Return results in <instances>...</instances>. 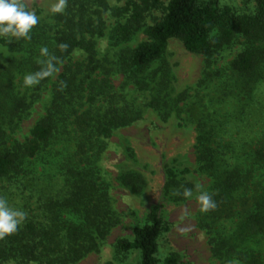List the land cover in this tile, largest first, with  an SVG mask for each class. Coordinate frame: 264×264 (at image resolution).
Masks as SVG:
<instances>
[{
	"label": "trees",
	"instance_id": "1",
	"mask_svg": "<svg viewBox=\"0 0 264 264\" xmlns=\"http://www.w3.org/2000/svg\"><path fill=\"white\" fill-rule=\"evenodd\" d=\"M243 1H255V10L237 14L218 8L214 1L169 0L162 20L143 30L147 41L119 59L116 68L108 59L97 58L93 39L103 35L104 11L96 6L97 0H66L53 23L39 21L30 39L0 38V46L20 55L0 63V197L26 214L13 234L0 238V264H76L99 250L119 219L98 162L106 139L141 119L145 105L127 98L125 90L131 86L146 93V106L162 120L171 110L180 112L178 103L187 98L186 92L175 99L169 95L171 74L163 56L170 39L204 57L206 69L198 86L214 83L215 89L209 98L213 112L196 120L198 171L212 179L207 193L215 203L207 211L200 205L198 226L208 235L213 257L264 264V101L254 97L264 81V0ZM159 2L141 0L139 5L130 0L132 22L115 29L120 40L127 41L140 28L141 12ZM240 39L244 47L228 68L211 70L214 54ZM42 47L56 58V71L40 79L37 93L29 98H38L56 74L50 103L25 142L9 143L7 132L14 133L29 108L28 98L15 92L13 81L44 68L41 61L48 57L41 55ZM75 51L83 59L72 60ZM155 62L160 66L149 72ZM114 70L125 78L118 89L111 80ZM232 104V109L224 110ZM187 173L165 171L164 193L174 202L186 199L185 188L195 189L179 180ZM119 180L130 186L137 178L128 173ZM169 231L154 206L148 222L132 230L131 240L116 242V252L137 251L140 264H159L158 242ZM162 264L190 263L170 253Z\"/></svg>",
	"mask_w": 264,
	"mask_h": 264
},
{
	"label": "rangeland",
	"instance_id": "2",
	"mask_svg": "<svg viewBox=\"0 0 264 264\" xmlns=\"http://www.w3.org/2000/svg\"><path fill=\"white\" fill-rule=\"evenodd\" d=\"M96 1V0H95ZM103 1L104 5H100ZM141 5V0H132ZM169 0H160L159 5L141 12L140 28L130 35L127 41H121L115 29L119 25L129 23L133 15L130 0H97L96 6L102 12L103 35L94 37L97 58L108 59L110 66L117 67L119 59L127 57L138 44L147 41L143 30L162 20ZM203 3L214 1L218 8H230L237 14H249L255 10L256 2L243 0H199ZM29 11H35L39 21L46 25L53 23L50 9L58 0H22ZM132 22V21H130ZM240 39L228 48L216 52L213 56L211 70H224L243 49ZM19 54L11 52L7 46H0V63ZM72 60L83 59L82 53H72ZM163 61L170 70L169 95L175 99L186 92L187 98L178 103L180 112L171 110L169 116L162 120L158 112L147 107L149 96L139 93L128 86L125 90L127 98L134 99L143 105L141 119L130 126L117 129L106 139V148L98 162L102 180L108 187V195L112 210L117 214L119 223L113 227L99 250L89 253L76 264H140L137 251L118 254L115 246L119 239L131 240L132 230L148 222V213L154 206L159 207L161 219L170 227L158 242L157 258L162 260L170 253H175L180 260L190 264H236L225 262L212 256L206 231L198 226L200 203L197 199L201 192H209L212 179L198 171L195 157V140L197 136L196 120L203 114L212 113L209 98L214 94V83L208 87H199L198 82L206 69L201 54L188 52L178 39H170L167 44ZM160 62L151 65L152 72L160 66ZM56 74L50 78L38 98H29L36 85L25 87L20 85L23 76H17L13 83L15 92L25 95L29 108L14 133L8 134V142H25L36 122L45 114L51 99L52 82ZM112 84L118 89L124 84L125 78L114 70L111 74ZM256 100L264 101V81L255 91ZM234 104L224 110L232 109ZM192 109V111H190ZM224 111L220 112L223 114ZM167 168L187 174L179 177L182 182L192 184L193 195L182 202H174L164 193L165 171ZM133 174L137 180L132 185H123L119 177ZM5 264H16L8 262ZM33 264V263H30Z\"/></svg>",
	"mask_w": 264,
	"mask_h": 264
},
{
	"label": "clouds",
	"instance_id": "3",
	"mask_svg": "<svg viewBox=\"0 0 264 264\" xmlns=\"http://www.w3.org/2000/svg\"><path fill=\"white\" fill-rule=\"evenodd\" d=\"M65 2L66 0H58V3L50 11L53 13L61 12ZM38 22L39 17L36 12L26 10L22 0H0V38L30 39L29 34ZM61 47H66V45H61ZM40 52L42 56L48 57V59L41 61L45 65L41 71L24 76L23 84L25 87L38 84L40 79L51 76L56 71L53 63L56 58L49 55L47 47H42ZM182 195L185 198H190L193 193L191 189L185 188ZM197 199L203 211L215 207L212 196L207 192H201ZM25 216V212L10 206L6 199L0 197V238L13 234L23 223Z\"/></svg>",
	"mask_w": 264,
	"mask_h": 264
}]
</instances>
